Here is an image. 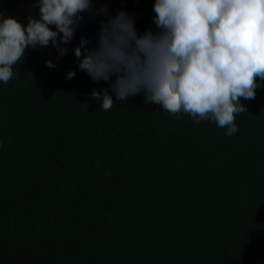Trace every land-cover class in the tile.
Here are the masks:
<instances>
[{"label": "trees", "instance_id": "obj_1", "mask_svg": "<svg viewBox=\"0 0 264 264\" xmlns=\"http://www.w3.org/2000/svg\"><path fill=\"white\" fill-rule=\"evenodd\" d=\"M154 2L95 0L66 55L29 48L0 82V264H264V87L227 136L143 92L116 100L115 76L78 67L81 37L95 47L117 11L156 31ZM0 12L39 18L34 0H0ZM93 89L109 91L110 110Z\"/></svg>", "mask_w": 264, "mask_h": 264}, {"label": "clouds", "instance_id": "obj_2", "mask_svg": "<svg viewBox=\"0 0 264 264\" xmlns=\"http://www.w3.org/2000/svg\"><path fill=\"white\" fill-rule=\"evenodd\" d=\"M34 6L39 18L29 15L26 25L0 12V82L14 78L29 48L51 43L57 59L66 55L81 13L93 11L95 0H34ZM153 11L156 31L138 33L135 19L117 11L101 22L95 47L81 37L74 49L79 69L96 82L115 76L116 100L143 92L145 103L176 119L212 121L232 136L236 116L248 113L241 100H254L264 87V0H155ZM101 13L108 16L107 6ZM75 75L71 70L65 78ZM90 95L104 111L115 104L107 89Z\"/></svg>", "mask_w": 264, "mask_h": 264}]
</instances>
